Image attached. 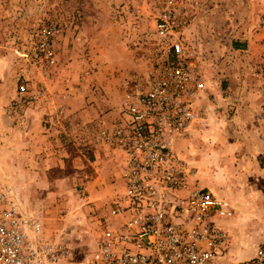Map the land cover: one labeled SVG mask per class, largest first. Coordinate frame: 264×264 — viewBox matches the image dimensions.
Returning a JSON list of instances; mask_svg holds the SVG:
<instances>
[{"label":"rangeland","instance_id":"1","mask_svg":"<svg viewBox=\"0 0 264 264\" xmlns=\"http://www.w3.org/2000/svg\"><path fill=\"white\" fill-rule=\"evenodd\" d=\"M180 1L208 89L176 151L191 187L232 202L234 214L218 220L219 264H244L264 245V0ZM164 5L0 0V182L56 246L52 264H89L98 222L122 188L116 157L96 139L166 57L155 29ZM46 29L53 65L41 46ZM48 109L52 121L37 131L21 127Z\"/></svg>","mask_w":264,"mask_h":264},{"label":"built area","instance_id":"2","mask_svg":"<svg viewBox=\"0 0 264 264\" xmlns=\"http://www.w3.org/2000/svg\"><path fill=\"white\" fill-rule=\"evenodd\" d=\"M184 1L164 0L155 29L166 57L128 91L123 114L101 131L96 149L110 152L121 190L99 220L89 264H219L226 233L219 219L232 202L188 184L187 162L176 151L199 118L208 89L201 57L186 36ZM43 33L42 50L56 63ZM262 69L264 75V55ZM25 89V86H22ZM56 246L0 182V264H52ZM244 264H264V245Z\"/></svg>","mask_w":264,"mask_h":264},{"label":"crops","instance_id":"3","mask_svg":"<svg viewBox=\"0 0 264 264\" xmlns=\"http://www.w3.org/2000/svg\"><path fill=\"white\" fill-rule=\"evenodd\" d=\"M41 112H43V111H41ZM47 113H48L47 115H45L43 113H40V112L37 113L38 115H41V116L37 117V119L35 120V122H32V124H30V121L29 120H27L26 122L24 121V122H22L21 127H24L26 129H29V128L32 129L33 128L32 131H37V129L35 128V126H39L40 125V127H42V122H43L42 120H45V118H48V119L50 118L51 121H52V117L49 116L50 113H51V111L49 109L47 110ZM48 131H51V129L49 128ZM42 138H45V137L43 135H40L39 136V140H43ZM38 150H40V149H38ZM41 157H42L41 155L38 156V158H40V159H41Z\"/></svg>","mask_w":264,"mask_h":264},{"label":"bare ground","instance_id":"4","mask_svg":"<svg viewBox=\"0 0 264 264\" xmlns=\"http://www.w3.org/2000/svg\"><path fill=\"white\" fill-rule=\"evenodd\" d=\"M6 188V187H5ZM7 189V188H6Z\"/></svg>","mask_w":264,"mask_h":264}]
</instances>
